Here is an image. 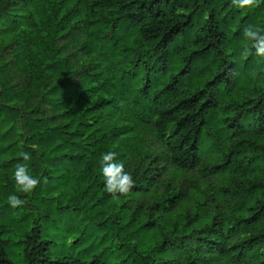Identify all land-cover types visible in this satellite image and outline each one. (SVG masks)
<instances>
[{"label": "trees", "instance_id": "trees-1", "mask_svg": "<svg viewBox=\"0 0 264 264\" xmlns=\"http://www.w3.org/2000/svg\"><path fill=\"white\" fill-rule=\"evenodd\" d=\"M0 134L18 155L4 186L29 185L42 220L76 211L72 248L94 241L88 262L52 259L36 227L27 264H264V0H0ZM147 136L216 177L223 209L146 204L159 168L126 167Z\"/></svg>", "mask_w": 264, "mask_h": 264}, {"label": "rangeland", "instance_id": "rangeland-1", "mask_svg": "<svg viewBox=\"0 0 264 264\" xmlns=\"http://www.w3.org/2000/svg\"><path fill=\"white\" fill-rule=\"evenodd\" d=\"M82 59V58H81ZM84 59V57H83ZM78 64L80 61L75 60ZM0 134V227L4 228L3 239L7 242L6 253L8 259L13 264H27L25 260V245L24 241L29 233L36 227L41 230L43 241H49L50 252L49 256L52 259L59 257L81 258L89 261L90 258L85 256L84 249H87L89 254H93V238H89L84 245L77 248H72L70 245L75 241L78 232L75 230L80 226V219L77 217V212L74 211L68 216V224L57 221V216L50 219H41L38 213L33 209H29L24 205V196L29 191V185L20 186L16 181L12 187H5L2 178L1 165L5 162L11 163L7 168V173L12 174L15 169L13 159H17L18 155L16 144L8 142L1 137ZM149 153L144 162L135 161L127 165V170L135 181H138L142 175V169L151 166L153 169L159 168L154 172H149L147 176L153 174L155 182L154 188H151V196L143 201L151 205L154 201L162 199L164 196L180 193L186 202L193 204L195 200L204 195L208 200V215L215 214L219 209H223L224 203L215 196L219 181L216 177L203 178L198 171L180 172L176 170L170 163L163 146L153 137L146 138ZM25 178V174L17 172L15 178ZM14 179V178H13ZM193 182H197V190L193 189ZM15 193L11 194L10 190ZM75 232V234H74ZM233 239V238H232ZM108 264H113L109 262ZM236 264L240 262L236 261Z\"/></svg>", "mask_w": 264, "mask_h": 264}]
</instances>
